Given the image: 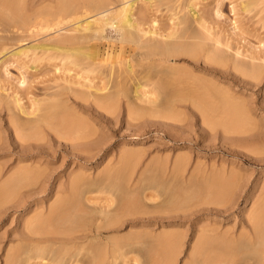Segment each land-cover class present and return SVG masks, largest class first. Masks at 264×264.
Masks as SVG:
<instances>
[{
  "label": "rangeland",
  "instance_id": "374dc122",
  "mask_svg": "<svg viewBox=\"0 0 264 264\" xmlns=\"http://www.w3.org/2000/svg\"><path fill=\"white\" fill-rule=\"evenodd\" d=\"M31 1H34V0H28V2H26V4L30 3ZM41 1H43V2H41ZM247 1L256 3V4H253V8H251V11H243L242 10L244 3H246ZM48 5H50V0H35V6H39V8H41V9H46V7H49ZM160 9L161 10L159 12H157L160 26H166L168 24V22H170L169 18L172 16V13L165 6H161ZM195 9L199 15L205 14L206 18L208 19L207 26H209L210 31L212 32L211 34L214 35L215 37L219 38L223 44V45L222 44L220 45L221 49L223 48V50H221L220 52L222 54H225L227 61L222 62L223 64L222 63L216 64V62H215V63H213L214 64L213 65L211 63L210 67L214 68L215 70L217 69L218 75L214 74V73H210L206 70H205L206 71L205 72L204 69L201 70L199 68H196V69L193 68L192 63H195L194 62L195 60L189 58V56H183L184 58L182 57V59H176V61L171 59L170 63H174V65L179 66V67H184L185 69L191 71L192 74H194V76L198 75L204 79L214 81V83L217 86H219L220 92L222 90V93L227 95V97H226L227 100L223 96V97L219 98L218 101L223 98L225 101L228 102V104H227V102L225 103V101H223V99L221 101H219V103L217 101V109H216L217 112H213L211 114L207 113L208 114L207 115L205 111H204L205 113L202 111L203 108L201 107V105L197 106L198 102L197 103L195 102V104H194L193 103L194 100L193 99H192L193 101L190 100L191 95L188 92L191 91L192 87L188 85L189 83L188 84L186 83L187 85L184 83L186 88L183 87L182 85H180L179 83L175 84V86L176 85L182 86V88L180 86L179 87L176 86L177 88H181V90H183V88L187 89V88L191 87L190 90L189 89L186 90L188 93V95L185 94V95H187L186 99L188 97H190V99L188 98L187 100L184 98L186 100V103H185V100L181 101V97H179V96H181V94L186 93L185 89L182 91L183 93L177 94V92H181L180 89H179L180 91L179 90L176 91L177 90L176 88H174L172 85H171L172 87H170L168 85L169 87L166 86L167 87V90H166L165 85L161 86L163 88H160V91L163 90V92H165L164 90H166V92H169V90L172 88V89H176V90L171 89V91H174L177 95H179V96H177L174 92L171 93V94H175V96L178 97V99H180V101L178 99H177L178 101H174V107H173V109H171V111L173 112L171 118H173L174 120L173 119L171 120V118H169V120L166 119L168 117H166L167 114H165V113H167L168 110L163 112V110H161V109L159 110V106H158L162 101H166V99L170 100L173 98V97L167 96V95H170L169 93L167 94L165 92V95L167 94L166 95L167 97L165 95L163 96V94H162V96H160L164 100L161 99L162 100L161 101L160 97H159V99L157 98V100H156V102L158 101V104L156 103L157 107H155V108H158V110H156V111H159V112L162 111L163 114H159V112H157L158 114L155 113L154 115H159L161 119L158 116L156 118L154 115H152L155 112V110H153V112L150 111L152 117H150V114H149V116H147V114H145L148 111L144 112V111H146V108H145V110L143 108L149 107V104L151 106V103H153L156 106L155 102H152L154 100L152 95L146 96L147 98H145V96L142 95L141 98L143 100L136 98L138 100H135V102H133V103L131 102L132 100L135 99V96L133 97L134 93H131L130 89L133 87L132 88V90H133L137 81L139 82V80H137V79L142 78V82H145L146 86L148 84L147 88H146V86L143 88L144 89L146 88L147 92L150 91L149 87H151V84L149 82L148 83L146 82V79L148 77L146 78V77H144V75H142V73H140V72H142L139 70V69L142 70V68L140 66H138L140 68H137V66H136V70L139 71V72L137 71L139 75H137V72L134 73L135 75L139 76V78L136 77L134 74H131V75H133L132 80L130 78L131 76L129 77V79L128 78L125 79V81L127 83L122 81L124 79L121 80V78H120L121 82L124 83V84L122 83V86L125 88L129 84V81L132 82L134 79H136L132 83L129 84L131 87V88H129V90H126L123 88L124 91L126 92V95L130 92L131 94H133V95H131L133 98L130 97V93H129V96L127 95L128 97L121 96L119 101H117V103L115 104L116 106L114 107L112 105L113 107L110 108L114 111L113 108L117 107L116 111H114L115 113L112 112V114L110 115V114H108V113H111L108 111L109 110L108 106L106 108H103L105 111L102 110V107L98 109V107L95 105L96 103L95 104L93 103L94 98L90 97L88 99L89 100V102H88V100H86V101L83 100L82 96H79V94H78V92L79 93H81V92H85V93L93 92V88L101 86V84L103 82L101 79L104 77L105 74H107L106 65L100 67V70L105 72V74L101 75V74H99L100 72L96 71V70L94 72H89L88 68H86L87 66L75 67L74 65L64 64L65 61H61L60 58L58 57L57 53L54 50L45 52L44 50H41V49H28V52L26 54L20 56V57L10 56L11 53H8L4 58H1L2 57V53H1L2 52V45H3V48H6V50L9 51L10 49L11 50L12 49L13 50L18 49L21 46L29 47L32 44H38V43L52 44L53 38L50 39V37H52L54 34L49 35L48 32L44 33L42 31V33L38 32V35H37V33H35V34H33L34 36L33 35L28 36L25 41L19 42L18 37H20V36L18 34H20V33L17 34L18 30H15L16 27L14 26V24L11 23V21H10V23H8L9 19H8V21H6V19L4 21H2L4 17L0 16V18L2 19V20H0L1 21L0 22V37L2 38V39L0 38V43L2 44L0 47V85L2 87L1 88V95L3 97L7 96L6 98L8 99L9 102H12L14 100L13 99L14 97H16V96L19 97L20 103L23 105V107L29 113L36 112V108L38 106V103H41V107H45V104L46 103L48 104V102H49V104L52 103V100H53V102L57 101L58 103H60L61 101H64L62 103H64V105L66 107L68 106L67 108L70 109L73 116L77 114L76 116H74V118H76L77 116L79 117V119L77 118L79 121L77 119H75L77 121V124L79 125V122H80V124H81V125H79L80 127L81 126L82 127L87 126L88 129H87V127H84L86 131L88 130L87 132L93 131V130H90V128L94 129L93 138H97V139L99 138L100 142L102 143V146L100 148H98L97 145H91L88 148L89 150H91V153L97 154V152H98V154H99V156L95 157L94 160L91 159L88 161L82 157L85 155L84 152H78L77 151V150L84 149V147H80V146H76L75 148L71 147V143H74V141H72L71 143H70V141H66L69 138L67 139L65 136L64 140L66 142L64 140L62 142L61 140L63 137L60 136L61 134L58 133V134H60L59 135V137L61 139L60 140L59 137L57 138V134L52 133L53 131L51 132L52 139L50 136H48L46 134L41 135L42 140L40 139L39 142L43 146H41L39 148H32L29 151H27L29 153L34 154V156H30V157H22V156L19 157L18 153L20 151V148H18L17 145H15L13 142H12V144H8L6 141H2L3 143L4 142L7 143L5 145H2V142L0 141V149H2V150H0V167L2 168V169L0 168V174H1L0 184L1 183L2 184L9 183L11 179L16 178L17 174L21 173L22 171H24L26 169L31 170L34 167L32 170H40L42 172L44 171L42 173L43 176L39 180H36L35 182H31L30 184L26 185L27 187L25 188V190L23 189V192L20 189V191H17V193H15L16 191L14 192V190L11 189V191H9L7 193L8 198H7V194L4 196L0 195V201H2V199H3V202H2L3 204L0 203L2 205V206L0 205V264L9 263V262H5V260H4V258H6L7 255L9 257L8 261H10L9 264H16V263L18 264L19 262L22 264L25 261L24 259H27L26 260L27 262L26 261L24 262L25 264H76L77 261H79V260L81 262L83 261L84 263L79 262L78 264H88V263L91 264V262H89V260L88 261L86 260L87 257L85 258V256H87L88 254H92V255L94 254L93 257L96 259H98L99 256L101 257V259H103L102 257L104 256L103 261L100 260V258L98 261L97 260L95 261L93 259L92 255H91L92 258H90V260L92 262H93V260L95 262L101 261V264H104L107 262H112L114 260V258L112 257V255H113L112 250L113 249L116 250L115 253L117 254V256L115 257L116 254L114 253V257H115V260L113 261L114 264H117V262H118V264H132V263L134 264V263L138 262L137 259H135L138 257H139L138 259L140 260L138 262L139 264H149L150 260H152V261H150L151 264H154V263L157 264V263H159V262H157L159 259V256L161 257V259H159L160 261L167 259V256L170 254L171 255L168 256V258L172 259V257L173 258H174V256L176 257V254H178V253L177 252L173 253L172 252L173 250L179 252V254L177 255L176 264H183V263L185 264V261L188 262L190 260L191 254L194 253L193 248H195L200 243L197 240H195V237H196V239H198V238L202 239V237L206 236L205 235L206 233H210V230L214 231V233H212V234H216V237H218V239L217 238L216 239H209L207 237L204 238V240L205 239L207 240L206 243H208V245H209V247H208V245L206 243L204 244L205 251L207 248H210V250H212L211 255L213 253H215V255H213V256H218L219 253H218V251L215 252V250H220L221 247L224 250H226L227 248L229 250H233V248L230 249L231 248V247H229V246H231L230 244L235 243V242L238 243V241H239L240 247H238L239 243L238 244L235 243L237 246H235V244L233 245L234 248L236 247V251L239 248V250H238V251H240L239 253L236 252L235 250H233V252L232 251L230 252L227 249L226 250L227 252H226V251L221 249L222 251H219L220 254L222 252L223 253L226 252V253H224L226 257L229 256V253L232 254L231 257L233 259H235L234 260L235 262L231 261V260H233L231 258V260H229V262L231 261L230 264H261L262 259L264 257V252H262L264 247L262 248L260 245L259 246H257V245L253 246V245L249 244L251 246L249 247V249H246L249 246L247 244L246 234L251 232V228H252V225H251L252 221L250 222L248 218H250V220H252L251 219L252 217H250V215H252V214L254 215L255 211L259 212V208H258L259 205L261 204V202L264 203V201H263V199H264L263 198L264 197V0H260V1L258 0V2H257V0L256 1L255 0H201V2L199 0V5H197V8H195ZM219 9H220V12H218ZM5 22L7 24H4ZM8 24H10L11 26L10 25L7 26ZM5 45H7V47ZM220 47H219V50H220ZM223 51H224V53H223ZM226 53H227V55H226ZM186 59H188L187 60L188 62L186 61ZM235 62H236V64L238 63L239 68L234 67V66H236V65H234ZM239 63H240V65L242 64L241 66L245 67V69L243 71L240 70L241 66L239 65ZM63 65H65V66H63ZM209 65L210 64H208V66ZM65 67H66V69H65ZM243 67H241V69H243ZM67 69H71V70L68 71ZM98 70H99V68H98ZM146 73H147V71H146ZM146 73H145V75H146ZM147 75L149 76L150 73L148 72ZM154 77L156 78L159 76H154ZM160 77L156 78L158 82H159L158 79H161ZM89 78H90V81L88 80ZM149 79H147V80L149 81ZM135 81H136V83H135ZM153 81L154 82H152V84L154 83L153 85H157L158 82H156L155 79H153ZM111 83L112 82H110V84L108 85L109 88L111 87ZM167 83H168V81L166 82V84ZM168 84H170V83H168ZM182 84H183V82H182ZM89 85H91L92 88H89ZM129 85L127 86V89L129 87ZM153 87H151V88L155 89V86H153ZM168 88H170V89H168ZM144 89H142L141 91H146V89L145 90ZM72 90H73V92H72ZM111 90H113V89L111 88ZM156 90H151L150 92H152V91L155 92ZM127 91H129V92L127 93ZM100 93L98 92L97 94L99 95ZM59 94H61V96ZM57 95H59V97ZM74 95H76V97ZM153 95L155 96V94H153ZM185 95H182V96H185ZM171 96H173V95H171ZM129 97H130L131 101L129 100ZM144 98H145V100H144ZM155 99H156V96H155ZM140 100L142 102L143 101H148V102L140 103L141 102ZM75 101H77V102H75ZM149 101H151V102H149ZM84 102L87 104L85 109H83L79 106V104L84 105L85 104ZM136 102L139 103L140 105L139 104L137 105ZM230 102L232 104L235 103L233 105V106H235V107H233V109L236 111L233 110V114L237 113V111L239 113H237L238 115L235 114L236 120L234 122H232L234 124H232V123L230 124V129H228L229 128V122H230L229 118H231V116H229V114L232 115V117H233V114H232V112L230 110V106H229ZM12 103H14V102H12ZM12 103H10V104L13 105V107H14V109H13L15 111L14 113L19 115L22 119L27 120L28 117L26 115H23V114L21 115L18 112V109L15 106V103L14 104H12ZM237 103L240 105H238ZM236 105H237V107H236ZM128 106H130V108H132L134 106L133 110L134 109H136L138 111L140 109L144 110V111L141 110L142 113L144 112L143 113L144 116L142 114L143 117L140 116V118H139L138 117L139 115H137V117H138L137 121H135L136 118L135 119L133 118L134 119L133 120L131 117L133 114L129 115L131 113H128L132 110L130 108H129L130 111H129V109L127 110ZM153 106H152V108L149 107V109H153L154 108ZM227 106H229V108ZM200 108H202V109H200ZM227 108L229 111L227 110ZM106 109L108 112L106 111ZM242 109H244L245 113L240 112V110H242ZM173 110H177V111L174 112ZM2 111H3V109L0 108V127H1L0 136L5 137L6 134L4 132V129L6 127H8V125H9L8 124V117H7L8 115L6 114L5 111H3V112ZM70 111H69V113H70ZM171 111L170 110L168 111V116L169 115L171 116V114H170ZM133 112H135V111H133ZM40 113H42V112H40ZM66 113H68V112L65 111V114ZM175 113L177 114L178 118H176ZM227 113H228V116L226 115ZM134 114H136V112ZM178 114H179V116H178ZM31 116H33V115H31ZM241 117H243V118H241ZM231 119H233V118H231ZM247 119H248V121H247ZM81 120H82V122H81ZM178 120H180V122H178V126H177ZM226 120H229V122ZM241 120H243L245 122H243ZM238 122H240V126L238 125ZM221 123H223V124H221ZM225 123L226 124L228 123V125H227L228 127L225 126L226 125ZM235 123H236V126L238 125L237 127H234ZM243 123L245 124V127H244ZM211 124L216 126V127H214V126L212 127ZM215 124H218V126ZM223 126H224V128H223ZM231 127H233V128H231ZM225 128H227V129H225ZM226 130H228V131L230 130L232 132H230V131L228 132ZM72 133L74 134V132H72ZM72 133H68V136L70 138L72 136H75V134H76L75 133L73 135ZM14 136H15V133H13V131H12L11 132V138H15ZM43 137H44V139H43ZM77 137H75L76 140L74 138L69 139V140H75V142H77ZM101 138H102V140H101ZM32 142H34V141H32ZM102 147L105 148V150H107V151H105L106 152L105 155L106 154L107 155L100 157V155L103 153V151H100ZM125 149H127L128 152ZM70 150H71V152H70ZM122 150L124 151V155H122ZM34 151H36V152H34ZM130 151L133 152L131 154L134 155V157H136V158H134L129 153ZM13 152H14V154H13ZM20 153H22V151H20ZM79 153H81V155H79ZM126 153L129 154L128 156L131 155V158L128 159L129 162L126 159H124V156L126 155ZM77 155L80 156V159H79V157L77 158ZM177 157L178 158L181 157L182 159L184 158L183 159V161L185 160L184 163L182 162V160H177L176 159ZM175 159L179 162H175ZM41 160H42V162H41ZM135 160H136L137 165H134ZM137 161H138V163H137ZM180 161H181V163H180ZM34 162H36V163H34ZM123 162H127V164L125 163L126 164L125 165ZM153 163H156V166ZM175 163H176V165H175ZM179 163H180V165L184 164V166L183 165L181 166L182 168L183 167L187 168V169L183 168V173H181L182 170H180V169L178 170V168L175 169L176 168L175 166H178ZM185 163L187 164L186 166H185ZM19 164H20V166H19ZM120 165H122V166H120ZM23 166H24V168H23ZM125 166H127V169H125L126 168ZM49 167H50V170L48 172L47 168H49ZM130 167H132L131 168L132 170L130 169ZM171 167L174 168V170ZM21 168L23 170H20ZM106 168H108V170ZM151 168H153V169H151ZM105 169H106V171H103ZM145 169L148 170L149 173L152 170L150 175H148L149 173L145 172L146 171ZM155 169H157V172H155L156 171ZM170 169L173 171V173ZM115 170H117V171H115ZM160 170H162V171H160ZM184 170H186V171L184 172ZM14 171H16V174L14 173ZM79 171H80V173H79ZM129 171H131V173H129ZM99 172H100V174H98ZM104 172H106V173L103 175ZM143 172H144L145 177H144V179L141 180V177H143V175H141V174H143ZM154 172H155V174H154ZM179 172H180V174H177ZM11 173H14V174L11 175ZM85 173L87 175H85ZM115 173H116V176H115ZM118 173L120 175H118ZM169 173H171V174H169ZM77 174H81L83 176V178L86 180V182H84V184H82V185L80 184L82 186V188L85 187V189H87L88 187H90L88 185V183L90 185L92 183H94V184H92L94 187H92V186H91L92 188L90 187L91 196H93L92 200L91 199L87 200V198L91 197V196H89L90 190H88L89 192L84 190L85 192L83 195V190H81L82 188L80 187L81 193L83 195V196L81 195V198L84 197L83 202H86V204L90 207V209L87 208L88 206L85 203H82L83 206H79L81 201L83 200L82 199L80 201V194L78 197V194H77V196L76 195L72 196L71 193L69 194L68 192H62L63 190L69 189L71 179L74 176H76ZM125 174H127V176H124ZM129 174H130V177L128 176ZM159 174H161L162 177ZM168 175H170V176H168ZM13 176H14V178H13ZM106 176H107V179H106ZM110 176H111V178H109ZM152 176H154V177H152ZM124 177H125V179H124ZM150 177H152L151 178L152 180H150ZM126 178L128 179V181ZM156 178L159 181H157ZM5 179H7L8 182H6ZM102 179L104 181H102ZM113 179H114V181H112ZM172 179H173V181H172ZM3 180H5V182H3ZM87 180H89L90 182ZM99 180H100V182H99ZM122 180H124V181H122ZM144 180L149 181L150 185L147 183V181L141 182ZM125 181H127L128 183H125ZM152 181H153V183H152ZM155 181H156L155 184L157 185V187H159L158 185H160V187H159L160 189L166 188L165 190L163 189L164 191L160 190V192L162 191V195L160 192H159L160 194L158 193L159 190L154 185ZM38 182H39V186H44L45 188L42 191H36V192L31 191L30 189H32V186L36 187L34 185L35 184L37 185ZM108 182H110V184ZM129 182H130V184H129ZM160 182H161V184H159ZM98 183L100 184L101 188L106 187V185H103L104 183L107 184V186L109 185V187H107V188L110 190L108 191L107 188L106 189L104 188L105 190L104 189L100 190V187H99V189L97 187V189L100 190L99 192L105 191V193H98L97 190H96L97 193H95L96 191L94 189L96 188L95 187L96 185L99 186ZM101 183H102V185H101ZM112 183H113V186H115V185L120 186L119 188L116 186V189L118 188V190L119 189L121 191L127 190V191H125V194L127 192L126 196H124L125 195L123 193L124 191L123 192L119 191L120 192L119 197L121 199L124 197L128 198L129 197L128 195H130L129 198L131 200L129 198L128 199L126 198L127 201L124 200L125 203H123L124 202L123 199L120 201V199H118V196H117L118 194H117L116 195L117 197L115 196L116 197L115 203H114V201H113V203H111L113 200V199H111V201L107 204L106 203L107 199L109 201V198H113L115 195V192L116 191L118 192V190H116L115 188L113 189V187H110V186H112ZM119 183L126 189L122 190L121 185ZM138 183H139V185H138ZM151 183H152V185H151ZM168 183L169 184L172 183V184L169 185ZM21 184H23V183L21 182ZM24 184H27V183L24 182ZM140 184H141V187H140ZM83 185H85V186H83ZM153 185L156 187V189L158 191H156L154 189L155 187ZM161 185H162V187H161ZM28 186L29 187L31 186V187L29 188ZM57 186H59V187H57ZM150 186H153L152 187L153 189H150L151 188ZM169 186H170V188H169ZM24 187L25 186H23V188ZM37 187H38V185H37ZM132 187H133V191L131 190L132 192H134V190L138 191L139 188H141V190H139V192H140V195L142 193H143V195H141L139 197L138 192H134L132 194L129 193V192H131L130 188H132ZM142 187H143V189H146V190H143ZM172 187H173V189H172ZM174 187H175V190H174ZM111 188L113 189L114 192L111 191L112 190ZM167 188H169V189H167ZM178 189H179V191H178ZM186 189H188V190H186ZM142 190H143V192H142ZM172 190H174V191H172ZM185 190H186V192H188L187 194L189 196L190 195L194 196L193 194L196 192L195 197H192L193 200L188 199L191 197H189L185 193ZM92 191L95 194H93ZM18 192H19V194H18ZM57 192L58 193L60 192V193L58 194ZM150 192H151V194L153 193V195H151ZM170 192H173V193L175 192V194L177 196H180V197H182L183 194H185V196L187 197L189 202L187 199H186V201L181 200V199L186 198L184 196H183V198L176 196L181 201H179V199L175 200L177 198L175 197L174 194H171ZM10 193H11V195L9 196ZM12 193L14 194V196ZM107 193H109L108 194L109 198L107 196V199H106L105 196ZM111 193L113 195L110 197ZM121 193L124 195L121 196ZM135 193H138V195ZM146 193L148 194L147 196L145 195ZM156 193H157V195H160L159 198H158V196H154V194L156 195ZM163 193H165L166 195H164ZM180 193H182V194L180 195ZM189 193H191V194H189ZM16 194H18V195L15 196ZM65 194H66V196H65ZM85 194L87 195V198H86ZM134 194H135L136 198L134 197ZM168 194H169V196H168ZM144 195L146 197H144ZM170 195H173V197H175L174 200H173V198L171 200L175 201L174 204L175 205L177 204L176 206L174 204H172V202L170 201ZM57 196H59V197H57ZM74 196H76V197H74ZM137 196L140 199L142 198L141 201H139L140 199H137ZM152 196H154V198L157 197L156 200H154V198H152ZM165 196L167 198H165ZM94 197L96 199H93ZM133 197H134V199H133ZM150 197L152 198V200ZM61 198L66 200V202H69V200L74 202L73 201L74 199H76V201L79 200L77 203H79V202L80 203L77 205L79 207H83V210H85L86 214L84 213V211L82 214V212H80V211H82V210H80L81 208L79 209L77 206H76L77 208L75 206L74 207L71 206L72 209L70 208L69 212H71V213L75 212L73 210L75 208L76 211L80 210L78 212V214L73 213L74 214L73 215L67 211L68 208L70 207V205H74V204L76 205V202H74V204H72L71 202H69L68 204L66 203V205L64 207V208H66V206H67L65 211H66V213H68L69 216H71V218L68 217L66 215V213H64L65 212V211H63L64 209L62 210L63 212L60 209V211L62 212V213L61 212L60 213L63 215L59 214V212L57 211V205L55 204L58 201L57 202H55V201L57 199L61 200ZM147 198H149L150 200ZM168 198H169V201H168ZM135 199H136V202H135ZM93 200H96L97 204L95 203V205H94V202H96V201H93ZM129 200L133 203L135 202L136 204L138 202L139 203L141 202V204H139V203H138L139 205L137 204V207L141 206L139 208V210L135 209V208H137L136 204L134 203L135 205L134 204L132 205V203ZM91 201L93 204L90 203ZM116 201L121 204L120 208H121V206L125 207V208L127 206L130 209L129 205H126V204H130L131 208L134 211L130 210L132 213V215L130 214L131 217L128 215H127V217H124V215H123V218H125V219L127 218L128 220H124L121 217V218H119V220H120V222L118 221L119 223H117L116 225H112L113 221L116 222V220L118 219V218L117 219L114 218L115 220H113V218H112L113 215L115 214V212L118 213V209H117L118 207L117 206L119 204L117 205ZM177 201H179V202H177ZM128 202H130V203H128ZM165 202H167V204ZM168 203H170L169 206H168ZM178 203L179 204L181 203L182 207L179 208L180 205ZM257 203H258V206H256ZM51 204L53 207L51 206ZM84 204H85L87 209L84 208ZM159 204H160V206H159ZM171 204L174 205L177 209L182 208V209H184V211L186 208H188V209H186L185 212L183 210H180L181 212L178 210V211H176L177 212L176 213L175 210H177V209L174 206H172ZM187 204H188V207L185 208V206H187ZM90 205L91 206L93 205V207L96 206L97 208L94 207V208H96V210L94 208H92ZM102 205H105V207H106L105 211L108 212V210L110 211V210L115 209V210H113L115 212H113V211L109 212L110 214H108V216H107V212H106L105 213L106 218L103 217L104 216V212H103L104 210L101 211V209L104 206L102 207ZM106 205L107 206L110 205L108 207H111V208H113L114 205L115 206L113 209L108 208V210H106L107 209ZM134 206H135V208H133ZM153 206H157L158 208H160V209H158L156 207L157 210L156 209L153 210V211H156L157 214H156V212L152 213V210H146V209H153ZM183 206H184V208H183ZM163 207L164 208L167 207V210L165 208V210L160 211L161 209H164ZM169 207H171V208H169ZM55 208H56V211H53V210H55ZM98 208L100 209V212H99ZM125 208H124V210H123V208L121 211L119 210L120 212L118 213V215L122 216L121 214L122 213L124 214V211H126L125 214L130 213V211L128 212L129 209L127 208V210H126ZM141 208L145 209V210H142ZM91 209H94L95 211H93ZM116 209H117V211H116ZM140 209L142 210L143 213L144 212L146 213V211H148V212L150 211L151 215L148 213H147V216L145 214H142V212H140ZM88 210H89V212L87 213L86 211H88ZM173 210L175 213H173ZM197 210H199L198 213L196 212ZM252 210H255V211H252ZM48 211H51L52 214L55 212L56 216L57 215H59L60 217L63 216V217H61L62 219L65 218L64 215L67 216V218H65V220L63 219L65 222H63L62 219L60 220V217H58V216L57 217L59 219L57 218V220H55V221H54V219H51L52 221L51 220H49V221H50V223L51 222L53 223V221H54V223H56V224H57V221H59V223L63 226L66 223L64 226L65 229H66V225L69 228L75 229V232L72 235H74V234L79 235L82 233L81 232L82 228L77 227L76 226L77 224L73 223V221L71 220V219L74 220V219L80 218V217H81L80 218L81 220L79 222L84 220L85 224H88L89 228L91 227V228L95 229V228L100 226L99 228L101 231V235H99L98 238H94V236H95L94 231L93 232L87 231L90 233L88 238L78 240L76 243H73V244L61 242L59 240L57 241V239H56L55 241L43 242L39 246L38 245H32L30 243V241L28 240V237H27V235H30L32 232L29 229V228H31V225L29 223L34 222V219H38L42 216H43V218H41V220H43V219L48 220V218L50 219L52 214H51V212H48ZM163 211H164V213H163ZM165 211H166V213L169 212L168 215L170 214L171 217H170V215H169V217H168V215L165 216L164 215V214H166ZM101 212H103V213H101ZM178 212L181 214L183 212L184 213L187 212V215L185 216V218H183L185 214L183 216H181V214H178ZM192 212H194L196 214H194ZM49 213L51 214L50 216H49ZM111 213L112 214L114 213V214L111 215ZM154 213H155V215H154ZM35 214H36V216H35ZM55 214H53V215H55ZM79 214H81V215H79ZM101 214H103V216H101ZM161 214H162V216H161ZM172 214H173V216H172ZM248 214H249V216H248ZM44 215H46V217ZM142 215H144V216H142ZM176 215H177L178 219H177ZM56 216L54 218H56ZM109 216L112 218L111 221L110 220L108 221ZM114 216H116V214ZM120 216H118V217H120ZM144 217H147V218H144ZM150 217H153V218L150 219ZM162 217L164 219H162ZM175 217H176V219H175ZM29 218L31 220H29ZM32 218H33V221H32ZM139 218H140V220H139ZM28 221H29V223H28ZM67 221L68 222L72 221L73 224L70 225V223H71L70 222L68 225ZM106 221L109 222L110 226L104 225L107 223ZM98 222H100L102 225ZM45 223L48 224L49 222H47V221L44 223L42 222V226H44L43 230H45V227L48 228L49 225L50 226L53 225L52 223H51L52 225L51 224L46 225ZM27 224L29 225V227ZM60 224H59V226L61 227ZM111 225H112V227H111ZM42 226H39V227L42 228ZM55 226L58 227V224ZM55 226H53L52 228L50 227V229H46V230H51ZM118 226H120L121 228H119ZM125 226H126V228H125ZM209 226H211V227H209ZM64 228H62V231L65 230ZM199 228H200V230H199ZM59 229L61 230V228H59ZM109 229L112 231H110ZM205 229H208V230L206 231ZM26 230H28L30 232V234H28L29 232H26ZM135 230H137V232H133V233L138 234V232H139V234L137 235L138 237L136 235H134L133 237L136 238L135 240H138V238L140 240V242L139 241L137 242L136 246L134 244V243H136V241L134 242V238L132 237L133 239H132V241H130L131 238H128V236H127V235H129L131 237L132 231H135ZM165 230H166V232H163ZM170 230L172 232L178 231L177 235H174V233L170 234L171 233ZM204 230L206 231V233L204 232V236H203ZM168 231H169V234L171 236H169ZM200 231H201V233H200ZM23 232L25 233V235ZM54 232H56V227H55ZM128 232H131V234H129ZM141 232H143V233L141 234ZM145 232H146L147 236L149 237V239H150V237L152 238V240L150 239L151 241H154V240L156 241V239L158 241V239H159V245H161V246H162L161 242L165 239L167 240V242L171 243L172 235H174L175 236L174 238H176L178 235L180 236V234H181L180 237H182V238L180 239L179 237H177L178 241H180V240L181 241L179 243H177V248L174 247L175 249H173L174 245L172 246V243L171 244L168 243L169 244V246H168L167 242L164 241L165 243H164V246H162V248L165 247L166 250L164 249V251H165V253L167 251V254H165L164 252H161L163 250L162 249L159 251L160 252L159 254L163 253L161 256L157 253L158 251H156L158 249H161V247L158 246L157 241H156L157 243H155V241H154V242H152V244L150 243L151 241L145 242V241H149ZM161 232H162V234H161ZM163 233H165L167 237L169 236V238H163L164 237ZM197 233L198 234L200 233L201 237H199V235ZM221 233H222V235H221ZM110 234H113L112 237H109V236H111ZM140 234L142 235L141 237L139 236ZM196 234H197V236H196ZM219 234H220V237H219ZM224 234H226V235H224ZM231 234L234 236V239L230 238ZM242 234H244V235H242ZM120 235H121V237H120ZM144 235H145V237H144ZM157 235H159V237L156 238ZM162 235H163V237L161 238ZM118 236H119V239H121L122 237L124 240H125V237H126V239L128 238L129 242H128V240L127 241L125 240L126 241L125 242L124 240L121 239L122 243L124 241V243L121 244L122 245L121 246L120 245L121 242L118 239ZM115 237L119 241V243H117L118 242L117 240H116L117 241L116 243L114 242ZM142 237H144L147 240H145V239L143 240ZM220 238L221 239L223 238L222 242L227 241L228 243L230 242V244L228 245V243H226V244L222 243V244H225L223 246L221 243H217V242H221ZM240 238L242 241L240 240ZM90 239H91V241H90ZM92 239L93 240L95 239V240L92 241ZM110 239H111L112 243L116 244V245L115 244H113V245L117 246L118 248L122 247V249H124V250H125V245H126V250L128 248L129 249L132 248L130 246V244L133 246V249H131V250H134V248H135L134 253H136V248L137 249L139 248V250H138L139 252L137 251L138 254L136 253V255H138V256H134L135 258L132 257L131 255L133 252L130 254V251L128 249L127 251L126 250L123 251V253L121 250H119V252H121L123 254L122 256H124V257H122V256L120 257L119 254H121V253L118 252V249L116 247L114 248V246L112 245L111 242H110L111 244L109 243ZM112 239H114V240H112ZM141 239H142V241H141ZM168 239H169V241H168ZM21 240H22V244L24 243L23 240H25L28 243L27 244L25 242V245L23 244L25 246V248H23L24 246L21 244ZM83 240H85V241H83ZM208 240H209V242H208ZM216 240H218V241L216 242ZM245 240H246V242H245ZM194 241H197V243H198V244L196 243V246H194L195 245ZM212 241H213V243H212ZM214 241L216 242V245H215ZM174 242H173V244H174ZM29 243L31 244V248L34 246L32 248L33 250L31 248H29L30 247ZM139 243L141 244V248L139 247L140 246ZM145 243L148 244L150 246V248H152L151 250L154 249V251H156L157 254L156 253H154V254H155V257L158 256V259L157 258H154V259H156L157 261L153 260V257H154L153 252L154 251H152V253H151L149 246L147 247L149 249L143 248V247H146ZM26 244L28 247L26 246ZM98 244H101V246H102V248H101V246L99 247V248H101V251L99 250L100 252L97 249H95V247ZM117 244H119V245H117ZM165 244L168 247H166ZM212 244L215 245V247ZM217 244H218L219 248L216 247ZM219 244L222 246L220 247ZM67 245H69L70 248ZM74 245H76V246H74ZM142 245H143V247H142ZM226 245H228V246H226ZM243 245H245V246H243ZM154 246L155 247L158 246V248L156 249ZM210 246L215 248V250L212 249ZM16 247L17 248L19 247V248L17 249ZM37 247H39L41 249L36 250ZM61 247L63 249L65 248V249L62 250ZM258 247L262 248V250L259 249ZM34 248H36L35 249L37 251L36 253H35ZM74 248H76V249L74 250ZM77 248L82 249V250L80 251ZM178 248H180V249H178ZM22 249L24 250V254H26V258H24V259L22 257V256H24V254L22 253L23 252ZM29 249H31V251H34L33 255H31L30 257H29V255L31 254V251ZM69 249H71V250H69ZM119 249H121V248H119ZM140 249H141V252H140ZM169 249H171V250L173 249V250L171 251ZM9 250H11V253H8V252H10ZM15 250L17 253L19 252V254L22 251L21 252L22 254H20V256H19V254H17L15 252ZM25 250H26V252H25ZM41 250H43V251H41ZM57 250L58 251L61 250V251H59V253H58ZM65 250L68 251L69 253L66 252L67 253L66 254ZM208 250L206 252H208ZM213 250H214V252H213ZM38 251H39V253H38ZM53 251H55L56 253ZM78 251L83 252V253L85 252L83 255L84 257L80 256V255H82V253H79ZM148 251H149V253H148ZM169 251L172 252L173 254L169 253ZM28 252H30V254ZM15 253L17 254L16 257L19 258L18 259L19 261L18 262L14 261L15 262L14 263V262H12V260L16 259ZM73 253H75V256H77L78 254L79 255L77 257H75ZM102 253H104L103 256H102ZM127 253H129L128 254L129 259H128ZM134 253H133V255H134ZM150 253L153 256V257L151 256V259L149 257ZM10 254H12V255L10 256ZM38 254H40V255H38ZM55 254L59 255V256H57V259L55 257L56 256ZM105 254H106V256H105ZM224 254L223 255L221 254V256L219 255L220 261L222 260L221 257L224 256ZM233 254H235L234 256L237 255L236 258L233 257ZM37 255L40 257L42 256L41 258L43 260L41 258H39ZM60 255H62V256H60ZM261 255H262V257H261ZM34 256H36V257H34ZM68 256H70V257H68ZM71 256H72V259H71ZM95 256H97V257H95ZM118 256L121 258L120 260L117 258ZM13 257H15V258H13ZM61 257H62V259H61ZM88 257H90V255H88ZM105 257H106V259H105ZM130 257H132V258H130ZM75 258H77L78 260L77 259L75 260ZM83 258H84V260L87 261V263H85ZM133 258L136 260V262H135V260H133ZM260 258H262V259L260 260ZM58 259H61V261ZM69 259H70V261H69ZM148 259H149V261H148ZM225 259L228 260L229 257L228 258L224 257V260L222 261L224 264L226 262H228V261H225ZM153 261H154V263H153ZM222 262H221V264H222ZM232 262H234V263H232Z\"/></svg>",
  "mask_w": 264,
  "mask_h": 264
},
{
  "label": "bare ground",
  "instance_id": "6f19581e",
  "mask_svg": "<svg viewBox=\"0 0 264 264\" xmlns=\"http://www.w3.org/2000/svg\"><path fill=\"white\" fill-rule=\"evenodd\" d=\"M256 1V0H255ZM260 1V0H259ZM26 2H28V0H0V16L1 17H4L3 18V20L0 18V20H2V21H4L5 19H6V21H8V19H9V21H8V23H10V21H11V23H13L14 24V26L16 27V29L15 30H18L17 31V34L18 33H20V34H18L20 37H18L19 38V42H23V41H25L26 40V38L28 37V36H31V35H33V34H35V33H37V35H38V32H41L42 33V31L45 33V32H48L49 33V35H51V34H54L52 37H50V39L51 38H53V43L52 44H49V43H38V44H32V45H30L29 47H23V46H21V47H19L18 49H10L9 51L8 50H6V48H3V45L0 43V47H1V45H2V57L1 58H4L8 53H11V55L10 56H17V57H20V56H22V55H24V54H26L27 52H28V49H41V50H44L45 52L46 51H55L56 53H57V55H58V57L60 58V60L61 61H65L64 62V64H70V65H74L75 67H77V66H87L86 68H88V70H89V72H94L95 70L96 71H99L100 73L99 74H101V75H103V74H105V72L104 71H102V70H100V67H102V66H104V65H106V67H107V74H105L104 75V77L101 79L103 82H102V84H101V86H99V87H96V88H93V92H87V93H85V92H81V93H79L78 92V94H79V96H82V99L83 100H88L90 97H92V98H94L93 100V103L98 107V109L99 108H101L102 107V110H104L103 108H106L107 106H108V111L109 112H111V113H108V114H112V112L113 113H115L114 111H116V109H117V107L116 108H113L114 109V111L112 110V109H110L111 107H115L116 105V103H117V101H119V99H120V97L121 96H126V97H128L129 96V91H127V95H126V92L124 91V89H126V90H129V88H131L130 87V83H132L134 80H136V79H134L132 82L131 81H129V87H128V89H127V86H126V88L125 87H123L122 86V83L123 82H121V80L122 79H124V80H122V81H124L125 83H127L126 81H125V79L126 78H128L129 79V77L131 78V80H132V76L133 75H131V74H134V73H136L138 70H136V66H137V68H142V70L141 69H139L140 71H142V72H140V73H142V75H144V77H148L147 79H149V81L146 79V82L148 83H150L151 84V87H153V86H155V89H153V88H151V87H149L150 88V91L151 90H156L155 92L154 91H152V92H147V86H148V84H147V86L145 85V82H142V78H139V76H137V75H139L138 74V72H137V75H135L136 77H138L139 79H137V80H139V82L137 81V83H136V81H135V83H136V85H135V87H134V89L132 90V88L130 89V91H131V93H134V95L133 94H131L130 93V97L131 98H133L134 96H135V99L134 100H132L131 101V99H130V97H129V100L133 103V102H135V100H138V99H142L141 98V96L143 95V96H145V98H147L146 96H150V95H152V97L154 98V100L152 101V102H155V104L157 103L158 104V101L156 102V100H157V98L159 99V97L160 96H162V94H163V96L165 95V92H166V90H167V87H174V88H176V89H172V90H176V91H178L179 89L181 90V88H182V86L183 87H185L186 88V86H185V84L187 83H189L188 85L189 86H191L192 87V89H191V91H189L188 93L191 95H189L190 97H191V99H190V97H188L191 101H193L194 100V104H195V102L197 103L198 102V104H197V106H199V105H201V107L203 108V112L205 111L206 112V114L208 113H213V112H217V101H218V99L219 98H221V97H225V99H226V97H227V95L226 94H224V93H222V90H221V92H220V88H219V86H217L215 83H214V81H210V80H207V79H204V78H202V77H200V76H194V74H192V72L191 71H189V70H187V69H185L184 67H179V66H176V65H174V63H170V61H171V59L172 60H175L176 61V59H182V57L183 56H189V58H191V59H194L195 61V63H192V65H193V68H199V69H204V71L206 70V71H208V72H210V73H214V74H217L218 75V72H217V69L215 70L214 68H212V67H210L211 66V63L213 64V63H215L216 62V64L217 63H222V62H224V61H227L226 60V56H225V54H222L220 51L221 50H223V48L221 49V47H220V45L222 44V42H221V40L219 39V38H217V37H215L214 35H212L211 33V31H210V28H209V26H207V24H208V19L206 18V16H205V14H202V15H199L198 14V12L196 11V9L195 8H197V5H199V0L197 1V0H50V5H48L49 7H46V9H41V8H39V6H35V0L34 1H31L30 3H28V4H26ZM41 2H43V1H41ZM200 2H201V0H200ZM257 2H258V0H257ZM253 4H256V3H254V2H246V3H244V5H243V7H242V10L243 11H251V8H253ZM161 6H165L168 10H170V12L172 13V16L169 18V21L170 22H168V24L166 25V26H160V23H159V20H158V15H157V12H159L161 9ZM218 12H220V9H219V11ZM1 22V21H0ZM4 24H7L6 22L4 23ZM10 24H8L7 26H9ZM11 26V25H10ZM14 28V27H13ZM210 31V32H209ZM15 32V31H14ZM48 35V34H47ZM34 36V35H33ZM1 38V37H0ZM2 39V38H1ZM5 41V40H4ZM9 43V42H8ZM223 45V44H222ZM6 47H7V45H5ZM219 47H220V50H219ZM226 47V46H225ZM8 49V48H7ZM223 53H224V51H223ZM224 55V56H223ZM226 55H227V53H226ZM52 56V55H51ZM53 57V56H52ZM184 58V57H183ZM184 60V59H183ZM188 59H186V61H187ZM2 61V60H1ZM184 62V61H183ZM188 62V61H187ZM191 62V61H190ZM2 63V62H1ZM208 64H210L209 66H208ZM223 64V63H222ZM191 65V66H192ZM214 65V64H213ZM220 65V64H219ZM234 65H236V66H234L235 68L236 67H238L239 68V66H238V63L236 64V62H235V64ZM239 65H240V63H239ZM242 65V64H241ZM240 65V66H241ZM63 66H65V65H63ZM138 66H140V67H138ZM241 67H243V66H241ZM241 67H240V70L241 71H243L244 69H245V67H243V69H241ZM98 68H99V70H98ZM184 68V69H183ZM65 69H66V67H65ZM68 71H70L71 69H67ZM146 73V71H147V73H146V75H145V73ZM205 71V72H206ZM148 72L150 73V75L148 76L147 74H148ZM191 72V73H190ZM144 73V74H143ZM154 76H161L160 78L161 79H158L159 80V82L157 81V79L156 78H159V77H154ZM163 76V77H162ZM123 77V78H122ZM105 78V79H104ZM120 78H121V80H120ZM153 79H155L156 80V82H158L157 83V85H153L152 84V82H154L153 81ZM89 81H90V78L88 79ZM168 81V83H170V84H166V82ZM176 81V82H175ZM178 81V82H177ZM110 82H112L111 83V87L109 88V84H110ZM182 82H183V84H182ZM165 83V84H164ZM172 83V84H171ZM177 83H179L180 85H182V86H180L181 88H177L176 86H178V85H176L175 86V84H177ZM124 84V83H123ZM156 84V83H155ZM186 84V85H187ZM85 85V84H84ZM134 85V84H133ZM153 85V86H152ZM165 85V89L166 90H164L165 92H163V90H161L160 91V88H163V87H161V86H164ZM169 85V86H168ZM172 85V86H171ZM86 86V85H85ZM146 86V91H141L142 89H144L143 87H145ZM150 86V85H149ZM167 86V87H166ZM178 86V87H179ZM188 87V86H187ZM191 87H189V88H187V89H189L190 90V88ZM1 85H0V108H2L3 109V111H5L6 112V114L8 115L7 117H8V127H4L5 129H4V132H5V134H6V136L5 137H2V136H0V141L2 142V141H6L8 144H12V142L15 144V145H17V147L18 148H20V151H22V153H20V151H19V153H18V156L20 157V156H22V157H30V156H34V154L33 153H29V152H27V151H29L30 149H32V148H39V147H41V146H43L40 142H39V140L41 139V135H43V134H46V135H48V136H50L51 137V139H52V135H51V132L52 133H55V134H57V138L59 137V135L60 136H62L61 138H62V140L60 139V137H59V139L63 142V140H64V137L66 136V138L68 139H72V138H74L75 139V137H77V142H75V140H66V141H70V143L72 142V141H74V143H71V147H76V146H80V147H84V149H81V150H77L78 152H84L85 153V155L84 156H82L85 160H91V159H95V157H97V156H99V154H98V152H97V154H93V153H91V150H89L88 148L91 146V145H97L98 146V148H100L101 146H102V143L100 142V139L98 138H93V133H94V129H91L90 128V130H93L92 132H87L86 130H85V128L84 127H87V126H84L83 124V126L84 127H80L79 125H81L80 124V122H79V125L77 124V121L75 120V119H79V117L77 116L76 118H74V116H76V115H74L73 116V114H72V112L70 111V109L69 108H67L65 105H64V103H62V102H64V101H61L60 103H58L57 101H54L53 102V100H52V103H50L49 104V102H48V104L46 103L45 104V107H41V103H38V106H37V108H36V112H33V113H29L24 107H23V105L20 103V98L19 97H14L13 99V101L12 102H14L15 103V106L17 107V109H18V112L22 115H26L27 117H28V119L27 120H24V119H22L19 115H17L16 113H14L15 111L13 110L14 109V107H13V105H11L10 103H12V102H9L8 101V99L6 98V97H3L2 95H1ZM89 88H92V86L91 85H89ZM111 88L113 89V90H111ZM124 88V89H123ZM185 88H183V90L185 89ZM144 89V90H145ZM168 89H170V88H168ZM171 89L169 90V92H166L167 94L169 93L170 95H167V96H169V97H173L172 99H170V100H168V99H166V101H162V100H164V99H162V97H160V100L162 101L158 106H159V110L161 109V110H163V112L164 111H171V109H173V107H174V101H180V99H178V97H176L175 96V92L174 91H171ZM187 89H185V91L187 90ZM179 90V91H180ZM183 90H181V92H177V94H181V93H183L182 91ZM184 91V92H185ZM72 92H73V90H72ZM100 93L99 95L97 94V93ZM175 93V94H171V93ZM225 92V91H224ZM75 93V92H74ZM161 93V94H160ZM188 93H187V91H186V93H183V94H181V96H179V95H177V96H179V97H181V101L182 100H185L186 99V97H187V95H188ZM3 94V93H2ZM82 94V95H81ZM153 94H155V96H156V99H155V96L153 95ZM185 94H187V95H185ZM5 95V94H4ZM60 96H61V94H59ZM59 95H57L58 97H59ZM77 95V94H76ZM76 95H74L75 97H76ZM131 95H133V97L131 96ZM165 95V96H166ZM171 95H173V96H171ZM182 95H185V96H182ZM222 95V96H221ZM166 96V97H167ZM175 96V97H174ZM136 98H138V99H136ZM145 98H144V100H145ZM152 98V99H153ZM176 98V99H175ZM185 98V99H184ZM187 98V99H188ZM60 99V98H59ZM71 99V98H70ZM69 99V100H70ZM178 99V100H177ZM186 99V100H187ZM193 99V100H192ZM223 99V98H222ZM222 99H220L219 101H221ZM75 100V99H74ZM122 100V99H121ZM143 100V99H142ZM147 100V99H146ZM186 100H185V103H186ZM227 100V99H226ZM230 100V99H229ZM141 101V100H140ZM219 101H218V103H219ZM223 101H225L224 99H223ZM232 101V100H231ZM75 102H77V101H75ZM88 102H89V100H88ZM87 102V103H88ZM144 102H148V101H141L140 103H144ZM149 102H151V101H149ZM184 102V101H183ZM227 101H225V103H226ZM233 102V101H232ZM235 102V101H234ZM14 103H12V104H14ZM82 103V102H81ZM85 103V102H84ZM137 103V102H136ZM135 103V104H136ZM200 103V104H199ZM224 103V104H225ZM139 103H137V105H138ZM157 104H156V106L153 104V103H151V106H150V104H149V107H151L152 108V106L154 107L153 109H149V107H144L143 109L145 110V108H146V111H144V110H142V109H140L139 111L138 110H136V109H134L133 110V107L132 108H130V106H128V108H127V110L130 108L132 111H130V109H129V111L130 112H128V113H131V114H129V115H132L131 117H132V119L134 118H136L135 119V121H137V119H138V117L140 118V116H142V114L144 113V112H147V113H145V114H147V116H149V114H150V117H152L151 116V113H150V111H152L153 112V110H155V112L152 114V115H154L155 113L156 114H158L157 112H159V111H156V110H158V108H155V107H157ZM180 104V103H179ZM184 104V103H183ZM227 104H228V102H227ZM226 104V105H227ZM231 104V105H230ZM230 104H229V106H230V110H231V112H232V114H233V107H235V106H233L234 104H232L231 102H230ZM238 104V103H237ZM86 103L84 104V105H82V104H79V106L81 107V108H83V109H85V107H86ZM91 105V104H90ZM113 105V106H112ZM136 105V106H137ZM140 105V104H139ZM238 105H240V104H238ZM93 106V105H92ZM91 106V107H92ZM110 106V107H109ZM180 106V105H179ZM229 106H227L228 108H229ZM242 106V105H241ZM240 106V107H241ZM219 107V106H218ZM236 107H237V105H236ZM58 108V109H57ZM90 108V107H89ZM148 108V109H147ZM202 108H200V109H202ZM228 108H227V110H228ZM242 108V107H241ZM66 109V110H65ZM70 111V113H69V111ZM94 109V108H93ZM112 110V111H111ZM141 110L142 111H144L143 113L141 112ZM216 110V111H215ZM2 111V112H3ZM65 111L66 112H68V113H66L65 114ZM99 111V110H98ZM105 111V110H104ZM106 111H107V109H106ZM107 111V112H108ZM133 111H135L136 112V114H134L135 112H133ZM168 111H167V113H165V114H167V116L166 117H168V118H166V119H168L169 120V118H171L172 117V111H171V116L169 117L168 116ZM174 112L175 111H177V110H173ZM229 111V110H228ZM234 111H236V110H234ZM40 112H42V113H40ZM64 112V113H63ZM106 112V113H107ZM133 112V113H132ZM204 112V113H205ZM240 112H243V113H245L244 112V109H242V110H240ZM98 113V112H97ZM229 113V112H228ZM228 113L226 114L227 116H228ZM237 113H239L238 111H237ZM237 113H234L233 114V117H232V115H230L229 114V116H231V118H233V119H231V118H229V120H230V122H229V120H226V121H228L229 122V128L228 129H230V124L232 123V122H234L235 120H236V116H235V114H237ZM2 114V113H1ZM5 114V113H4ZM65 114V115H64ZM159 114H163L162 113V111H160L159 112ZM207 114V115H208ZM215 114V113H214ZM31 115H33V116H31ZM72 115V116H71ZM136 115V116H135ZM137 115H139L138 117H137ZM175 115H176V118H178L177 117V114L175 113ZM238 115V114H237ZM143 116H144V114H143ZM142 116V117H143ZM156 118H157V116L160 118V116L159 115H154ZM163 116V115H162ZM165 116V115H164ZM174 116V115H173ZM178 116H179V114H178ZM210 116V115H209ZM241 118H243V117H241ZM77 119V120H78ZM133 119V120H134ZM142 119V118H141ZM161 119V118H160ZM173 118H171V120H172ZM110 120V119H109ZM174 120V119H173ZM223 120V119H222ZM225 120V119H224ZM239 120V119H238ZM79 121V120H78ZM241 121H243V120H241ZM247 121H248V119H247ZM81 122H82V120H81ZM111 122V121H110ZM166 122V121H165ZM169 122V121H168ZM167 122V123H168ZM178 122H180V120H178L177 121V126H178ZM220 122V121H219ZM223 122V121H222ZM243 122H245V121H243ZM131 123V122H130ZM166 123V124H167ZM176 123V122H175ZM174 123V124H175ZM218 123V122H217ZM249 123V122H248ZM133 124V123H132ZM173 124V125H174ZM220 124V123H219ZM221 124H223V123H221ZM226 124V123H225ZM232 124H234V123H232ZM244 124V123H243ZM134 125V124H133ZM136 125V124H135ZM176 125V124H175ZM215 125H217L218 126V124H215ZM228 125V123L225 125V126H227ZM238 125L240 126V122H238ZM237 125V126H238ZM132 126V125H131ZM211 126L213 127L214 125H212L211 124ZM220 126V125H219ZM232 126V125H231ZM236 126V123H235V125H234V127H237ZM214 127H216V126H214ZM228 127V126H227ZM244 127H245V124H244ZM223 128H224V126H223ZM231 128H233V127H231ZM239 128V127H238ZM237 128V129H238ZM0 129H1V127H0ZM87 129H88V127H87ZM225 129H227V128H225ZM236 129V130H237ZM244 129V128H243ZM89 130V131H90ZM233 130V129H232ZM235 130V131H236ZM242 130V129H241ZM13 131V133H15V138H11V132ZM226 131H228V130H226ZM230 131V130H229ZM228 131V132H229ZM0 132H1V130H0ZM57 132V133H56ZM72 132H74V134H75V136H72L71 138L68 136V133H72ZM96 132V131H95ZM230 132H232V131H230ZM58 133H60V134H58ZM73 134V133H72ZM73 134V135H74ZM96 134V133H95ZM68 136V137H67ZM98 136V135H97ZM46 137V136H45ZM65 138V139H66ZM43 139H44V137H43ZM104 139V138H103ZM42 140V139H41ZM59 140V141H60ZM79 140V141H78ZM101 140H102V138H101ZM32 141H34V142H32ZM52 141V140H51ZM65 141V140H64ZM65 141V142H66ZM45 142V141H44ZM7 143H3L2 142V145H5V144H7ZM47 144V143H46ZM66 145V144H65ZM107 145V144H106ZM105 145V146H106ZM108 146V145H107ZM66 147V146H65ZM15 148V147H14ZM5 149V148H4ZM10 149V148H9ZM111 149V148H110ZM0 150H2V149H0ZM100 150V149H99ZM127 152H128V150L127 149H125ZM16 151V150H15ZM33 151V150H32ZM97 151V150H96ZM100 151H103V153L100 155V157H103L104 155H105V151H107V150H105V148H101V150ZM34 152H36V151H34ZM70 152H71V150H70ZM77 152V153H78ZM73 153V152H72ZM76 153V152H75ZM130 154L131 153H133V152H129ZM13 154H14V152H13ZM93 154V155H92ZM73 155V154H72ZM75 155V154H74ZM79 155H81V153H79ZM107 155V154H106ZM105 155V156H106ZM122 155H124V151L122 150ZM129 154L128 153H126V155L124 156V159H126L127 161H128V159H130L131 158V155L130 156H128ZM133 157H134V155H132ZM79 157V159H80V156H78L77 155V158ZM132 157V158H133ZM134 158H136V157H134ZM181 157H177L176 159L177 160H182V162L184 163V161H183V159L181 158ZM123 159V160H124ZM175 159V162H179V161H177ZM18 160V159H17ZM33 160V159H32ZM22 161V160H21ZM125 161V160H124ZM131 161V160H130ZM33 162V161H32ZM31 162V163H32ZM41 162H42V160H41ZM93 162V161H92ZM119 162V161H118ZM129 162V161H128ZM157 162V161H156ZM162 162V161H161ZM187 162V161H186ZM34 163H36V162H34ZM124 164L126 163L127 164V162H123ZM122 163V164H123ZM133 163V162H132ZM137 163H138V161H137ZM167 163V162H166ZM180 163H181V161H180ZM180 163L178 164V166H175L176 168L175 169H177L178 168V170L180 169V170H182V172L181 173H183V168H185V169H187L186 167H181L182 165L184 166V164H182V165H180ZM26 164V163H25ZM125 164V165H126ZM149 164V163H148ZM151 164V163H150ZM153 164H155V166H156V163H153ZM152 164V165H153ZM35 165V164H34ZM134 165H137L136 164V160H135V162H134ZM162 165V164H161ZM160 165V166H161ZM175 165H176V163H175ZM187 164L185 163V166H186ZM19 166H20V164H19ZM25 166V165H24ZM24 166H23V168H24ZM38 166V165H37ZM120 166H122V165H120ZM131 166V165H130ZM147 166V165H146ZM26 167V166H25ZM36 167V166H35ZM126 168L125 169H127V166H125ZM162 167V166H161ZM1 168V167H0ZM34 168V167H33ZM32 168V169H33ZM41 168V167H40ZM113 168V167H112ZM111 168V169H112ZM132 167H130V169H131ZM172 168V167H171ZM2 169V168H1ZM18 169V168H17ZM29 170V169H26V170H24V171H20L21 173H19V174H17V176H16V178L15 179H11L10 180V182L9 183H5V184H0V195H6L9 191H11V189L12 190H14V192L15 193H17V191H20V189L22 190V192H23V189L25 190V188L27 187L26 185H28V184H30L31 182H35L36 180H39L42 176H43V172L42 171H40V170ZM48 169V172H49V170H50V167L49 168H47ZM107 170H108V168H106ZM106 169L105 170H103V171H106ZM134 169V168H133ZM147 169V168H146ZM145 169V170H146ZM151 169H153V168H151ZM173 170H174V168H172ZM16 170V169H15ZM20 170H23L22 168L20 169ZM120 170V169H119ZM123 170V169H122ZM132 170V169H131ZM156 171L155 172H157V169H155ZM171 170V169H170ZM2 171V170H1ZM19 171V170H18ZM115 171H117V170H115ZM152 171V170H151ZM151 171H150V173H151ZM160 171H162V170H160ZM172 171V170H171ZM176 171V170H175ZM186 170H184V172H185ZM53 172V171H52ZM111 172V171H110ZM109 172V173H110ZM121 172V171H120ZM119 172V173H120ZM125 172V171H124ZM145 172H147V173H149V171L148 170H146ZM155 172H154V174H155ZM166 172V171H165ZM14 173L16 174V171H14ZM14 173H11V175L12 174H14ZM79 173H80V171H79ZM106 172H104L103 173V175L105 174ZM108 173V172H107ZM118 173V175H120ZM129 173H131V171H129ZM150 173L148 174V175H150ZM164 173V172H163ZM172 173H173V171H172ZM45 174V173H44ZM52 174V173H51ZM83 174V173H82ZM98 174H100V172L98 173ZM141 174V173H140ZM169 174H171V173H169ZM177 174H180V172L179 173H177ZM185 174V173H184ZM85 175H87L86 173H85ZM97 175V174H96ZM132 175V174H131ZM141 175H143V177H141V180L142 179H144V172H143V174H141ZM146 175V174H145ZM159 175H161V174H159ZM175 175V174H174ZM50 176V175H49ZM52 176V175H51ZM114 176V175H113ZM115 176H116V173H115ZM124 176H127V174H125ZM129 177H130V174L128 175ZM158 176V175H157ZM165 176V175H164ZM163 176V177H164ZM168 176H170V175H168ZM0 177H1V174H0ZM8 177V176H7ZM6 177V178H7ZM10 177V176H9ZM12 177V176H11ZM102 177V176H101ZM104 177V176H103ZM128 177V178H129ZM148 177V176H147ZM152 177H154V176H152ZM152 177H150V180H152L151 178ZM160 177V176H159ZM161 177H162V175H161ZM175 177V176H174ZM13 178H14V176H13ZM109 178H111V176L109 177ZM132 178V177H131ZM169 178V177H168ZM185 178V177H184ZM187 178V177H186ZM8 179V178H7ZM7 179H5L6 180V182H8L7 181ZM88 179V178H87ZM106 179H107V176H106ZM119 179V178H118ZM124 179H125V177H124ZM127 179V178H126ZM130 179V178H129ZM149 179V178H148ZM147 179V180H148ZM157 179V178H156ZM5 180H3V182H5ZM85 179L83 178V176L81 175V174H77L76 176H74L72 179H71V182H70V187H69V189L68 190H63L62 192H68L69 194L71 193V195L73 196V195H76L77 196V194H78V197H79V194H80V201L84 198H81V195H82V193H81V190H83V195H84V190H86V191H88V190H90V187L92 186V187H94L92 184H94V183H92L91 185L88 183V185L90 186V187H88L87 189H85V187L84 188H82V184H84V182H86V180L84 181ZM101 180V179H100ZM100 180H99V182H100ZM111 180V179H110ZM117 180V179H116ZM121 180V179H120ZM147 180H144V181H141V182H145V181H147ZM87 181H89V180H87ZM102 181H104L103 179H102ZM101 181V182H102ZM107 181V180H106ZM105 181V182H106ZM112 181H114V179L112 180ZM122 181H124V180H122ZM127 181H128V179H127ZM127 181H125V183H128ZM157 181H159L158 179H157ZM172 181H173V179H172ZM21 182L23 183V184H21ZM24 182H26L27 184H24ZM50 182V181H49ZM90 182V181H89ZM118 182V181H117ZM151 182V181H150ZM164 182V181H163ZM103 183V182H102ZM102 183H101V185H102ZM109 184H110V182H108ZM147 183L149 184V181H147ZM152 183H153V181H152ZM152 183H151V185H152ZM156 183V181L154 182V185L157 187V185L155 184ZM173 183V182H172ZM172 183H170V184H172ZM182 183V182H181ZM68 184V183H67ZM81 184V185H80ZM96 184V183H95ZM118 184V183H117ZM120 184V183H119ZM124 184V183H123ZM129 184H130V182H129ZM128 184V185H129ZM159 184H161V182L159 183ZM166 184V183H165ZM169 184V183H168ZM169 184V185H170ZM37 185H38V187H37ZM35 184L34 186H36V187H33L32 186V189H30L31 191H42L45 187L44 186H39V182H38V184ZM98 185L99 186H95L96 188L94 189L95 191L97 190L98 191V193H105V191L103 192H99L101 189L103 190L104 188L106 189L107 187H109V185L107 186V184H103V185H106V187H100V184L98 183ZM121 185V184H120ZM138 185H139V183H138ZM137 185V186H138ZM150 185V184H149ZM153 185V186H154ZM163 185V184H162ZM162 185H161V187H162ZM176 185V184H175ZM183 185V184H182ZM23 186H25L24 188H23ZM49 186V185H48ZM83 186H85V185H83ZM116 186L119 188L120 186H118V185H115V186H113V183H112V186H110V187H113V189L115 188L116 189ZM126 186V185H125ZM133 186V185H132ZM153 186H150L151 188L150 189H153L152 187ZM154 186V187H155ZM159 187H160V185H158ZM29 187V186H28ZM31 187V186H30ZM29 187V188H30ZM57 187H59V186H57ZM82 189H81V188ZM91 187V188H92ZM97 187H98V189H99V187H100V190H98L97 189ZM140 187H141V184H140ZM147 187V186H146ZM156 187L154 188L156 191H158V193L160 192V190H163L164 188H159V187H157V189H156ZM118 188L116 189V190H118ZM121 188H122V190L123 189H126V188H124L122 185H121ZM145 188V187H144ZM169 188H170V186H169ZM169 188H167V189H169ZM10 189V190H9ZM39 189V190H38ZM81 189V190H80ZM104 189V190H105ZM112 189V188H111ZM113 189L111 190V191H113ZM142 189H143V187H142ZM148 189V188H147ZM166 189V188H165ZM164 189V190H165ZM172 189H173V187H172ZM46 190V189H45ZM52 190V189H51ZM93 190V189H92ZM107 190L109 191L110 189H108L107 188ZM133 191V187L132 188H130V191ZM139 190H141V188H139ZM139 190L138 191H135L134 190V192H138L139 193V197L141 196V195H143V190H146V189H143L142 190V194L140 195V192H139ZM163 190V191H164ZM174 190H175V187H174ZM174 190H172V191H174ZM183 190V189H182ZM186 190H188V189H186ZM186 190H185V193L187 194L188 192H186ZM27 191V190H26ZM48 191V190H47ZM61 191V190H60ZM97 191L95 192V193H97ZM119 191H121L120 189L118 190V192L116 193L115 192V195H114V197L117 195L118 196V199H120V201L123 199V201L125 200V201H127L126 200V198L124 197V198H120L119 196H120V192ZM124 191V190H123ZM123 191H121V192H123ZM125 191H127V190H125ZM125 191L123 192L124 194H125ZM129 192V193H134V192ZM178 191H179V189H178ZM13 192V191H12ZM45 192V191H44ZM50 192V191H49ZM52 192V191H51ZM89 192V191H88ZM93 192V191H92ZM107 192V191H106ZM114 192V191H113ZM112 192V193H113ZM168 192V191H167ZM166 192V193H167ZM177 192V191H176ZM184 192V191H183ZM43 193V192H42ZM58 193V192H57ZM60 193V192H59ZM58 193V194H59ZM87 193V192H86ZM94 192H93V194H95ZM111 193V195H110V197L114 194H112ZM128 193V194H129ZM138 193H135V194H137L138 195ZM161 193V195H162V191L160 192ZM159 193V194H160ZM171 194H174L175 195V197L177 196L176 194H175V192L173 193V192H170ZM196 193V192H195ZM195 193L193 194L194 196H192V195H188L189 197H191V198H188L189 200H193V198L192 197H195ZM13 194V193H12ZM18 194H19V192H18ZM18 194H16L15 196H17ZM33 194V193H32ZM64 194V193H63ZM89 194V193H88ZM92 194V195H93ZM109 193H107L106 194V199H107V196H108V198H109V195H108ZM124 194H122L121 193V196H123ZM126 194H127V192H126ZM126 194L124 195V196H126ZM135 194H134V197L136 198V196H135ZM150 194H151V192H150ZM164 195H166L165 193H163ZM182 193H180V195H181ZM189 194H191V193H189ZM11 195V193L9 194V196ZM27 195V194H26ZM25 195V196H26ZM34 195V194H33ZM57 195V194H56ZM82 195V196H83ZM86 195V194H85ZM146 196L148 195L147 193L145 194ZM144 195V197H146ZM151 195H153V193L151 194ZM13 196H14V194H13ZM60 196V195H59ZM59 196H57V197H59ZM64 196V195H63ZM65 196H66V194H65ZM76 196H74V197H76ZM89 196H91V190H90V194H89ZM88 196V197H89ZM116 196V197H117ZM129 197H130V195H128ZM133 196V195H132ZM150 196V195H149ZM154 196H158V198H159V196L160 195H157V193H156V195L154 194ZM154 196H152V198H154ZM168 196H169V194H168ZM172 196V197H171ZM183 196L184 197H186L185 196V194H183ZM183 196L182 197H180V196H177V197H180V198H183ZM6 197V196H5ZM73 197V198H74ZM92 197L93 196H91V197H89V198H87V195H86V198H87V200L88 199H91L92 200ZM104 197V198H105ZM109 198V201H108V199H107V201H106V203L108 204L110 201H111V199H113L112 200V202L111 203H113V201H114V203H115V199H116V197L115 198ZM128 197V198H129ZM134 197H133V199H134ZM138 196H137V199H140ZM175 197H173V195H170V201L172 202V204H174L175 203V201H173L174 199H175ZM176 197V198H177ZM7 198H8V194H7ZM26 198V197H25ZM63 198V197H62ZM61 198V200H59V199H57L55 202H57V203H55L56 205H57V211L59 212V214H61L63 211H65L66 210V208H67V206H66V208H64L65 207V205H66V203L68 204L69 202H71L72 204H74V202H76V205L74 204V205H70V207L68 208V212L70 211V208H71V206L72 207H78L80 210H82V211H80V212H82V214H83V211H84V213H85V210H83V207H79V206H83V204L82 203H85L86 204V202H83L84 201V199L81 201V203H80V205L78 206L77 204H79V203H77L78 201H76V199H74L73 201L74 202H72V201H70L69 200V202H66V200H64V199H62ZM127 198V199H128ZM151 198V197H150ZM152 198H151V200H152ZM156 198L157 197H155L154 198V200H156ZM165 198H167L166 196H165ZM173 198V200H171ZM264 198V197H263ZM6 199V198H5ZM93 199H96L95 197L93 198ZM117 199V200H118ZM130 199V198H129ZM142 199V198H141ZM141 199L139 200V201H141ZM147 199H149V198H147ZM179 198H177V199H175V200H178ZM186 199H187V197L185 198V199H181L182 201H186ZM187 199V200H188ZM86 200V201H87ZM131 200V199H130ZM129 200V201H130ZM150 200V199H149ZM164 200V199H163ZM180 199H179V201H181ZM189 200H188V202H189ZM93 201H96V200H93ZM119 201V200H118ZM125 201L123 202V203H125ZM134 201V200H133ZM168 201H169V198H168ZM167 201V202H168ZM179 201H177V202H179ZM263 201H264V199H263ZM3 202V199H2V201H0V203H2ZM88 202V201H87ZM103 202V201H102ZM105 202V201H104ZM117 202V201H116ZM131 202V201H130ZM130 202H128V203H130ZM135 202H136V199H135ZM134 202V203H135ZM167 202H165L166 204H167ZM260 202V201H259ZM258 202V203H259ZM54 203V202H53ZM90 203H92V201L90 202ZM95 203L97 204V201L96 202H94V205H95ZM105 203V204H106ZM122 203V204H123ZM132 203V205L134 204L133 202H131ZM139 203V202H138ZM137 203V204H138ZM186 203V202H185ZM184 203V204H185ZM258 203H257V205L256 206H258ZM3 204V203H2ZM82 204V205H81ZM85 204H84V208H86V206H85ZM93 204V203H92ZM119 204V205H118ZM136 204V203H135ZM134 204V205H135ZM137 204H136V207H137ZM139 204H141V202L139 203ZM138 204V205H139ZM164 204V203H163ZM169 204L170 203H168V206H169ZM171 204V205H172ZM179 204V203H178ZM1 205V204H0ZM87 205V204H86ZM111 205V204H110ZM110 205H108V206H110ZM117 209H118V213L122 210V208H123V210H124V208L125 207H122L121 206V208H120V203H118L117 202ZM126 205H129V207H130V209L126 206V210H127V208L129 209L128 210V212L130 211V210H132V211H134L132 208H131V205L130 204H126ZM158 205V204H157ZM162 205V204H161ZM165 205V204H164ZM170 205V206H171ZM175 205V204H174ZM174 205H172V206H174ZM177 205V204H176ZM175 205V206H176ZM180 205V206H179ZM178 206H179V208L180 207H182V205H181V203L179 204ZM2 206V205H1ZM51 206H52V204H51ZM88 206V205H87ZM91 206V205H90ZM104 206V207H103ZM107 206V205H106ZM107 206V209L106 210H108V208L110 209L111 207H108ZM112 206V205H111ZM115 206V205H114ZM114 206H113V208H114ZM125 206V205H124ZM159 206H160V204H159ZM163 206V205H162ZM174 206V207H175ZM255 206V207H256ZM53 207V206H52ZM76 207V208H77ZM92 208H94V207H96V206H94L93 207V205L91 206ZM101 207V206H100ZM99 207V208H100ZM102 209H101V211L102 210H104L103 212H104V216H103V214H101V216H103V217H105V213L107 212V211H105V205H102ZM141 206H138L137 208H135V206L133 207V208H135V209H138L139 210V208H140ZM149 207V206H148ZM155 207V208H154ZM156 207L157 206H153V209H146V210H152V213L153 212H156V211H153V210H155L156 209ZM186 207H188V204H187V206H185V208ZM87 208H89L90 209V207L88 206ZM86 208V209H87ZM97 208V207H96ZM96 208H94L95 210H96ZM98 208V209H99ZM113 208H111V209H113ZM120 208V209H119ZM150 208V207H149ZM158 208V207H157ZM162 208V207H161ZM164 208V207H163ZM166 208V210H167V207H165ZM165 208L164 209H161L160 211H162V210H165ZM169 208H171V207H169ZM176 208V207H175ZM177 209V210H175V212L176 211H180V210H183L184 211V209ZM183 208H184V206H183ZM257 208V207H256ZM259 212H256L255 210H252V211H255V214L253 215L252 213V215H250V217H252L251 219L252 220H250V218H248L249 219V221L251 222L252 221V223H251V225H252V228H251V232H249L248 234H246V240H247V244L249 245V244H251V245H257V246H261L262 248L264 247V203H262L261 202V204L259 205ZM52 209V208H51ZM60 209H61V211H60ZM72 209V208H71ZM94 209H91V210H93V211H95ZM97 209V210H98ZM100 209H99V212H100ZM117 209H116V211H117ZM142 209V208H141ZM140 209V212H142V210H145V209H142L141 210ZM158 209H160V208H158ZM173 209V208H172ZM186 209H188V208H186ZM186 209H185V211H186ZM255 209V208H254ZM261 209V210H260ZM75 212H69L70 214H78V212L79 211H76V209L74 208L73 209ZM113 210H115V209H113ZM113 210H108V212H107V216H108V214H110L109 212H112ZM120 210V211H119ZM137 210V211H138ZM157 210V209H156ZM170 210V209H169ZM53 211H56V208H55V210H53ZM184 211V212H185ZM198 211L199 210H197L196 212L198 213ZM251 211V210H250ZM48 212H51V211H48ZM61 212V213H60ZM87 213L89 212V210L88 211H86ZM103 212H101V213H103ZM113 212H115V211H113ZM123 212V211H122ZM125 212L126 211H124V214L122 213H120L122 216H120V215H118V213H116L115 212V214H116V216L118 215V216H120V217H116V216H114L112 213H111V215H113V220H115L114 218H118L117 220H116V222L115 221H113V224L112 225H116L117 223H119L120 222V220H119V218H123V215H124V217H127V215L128 216H130V214L132 215V213H131V211H130V213H128V214H125ZM172 212V211H171ZM174 212V210H173V213H175ZM181 212V211H180ZM179 213L178 212V214H181V216H183L184 214V217L183 218H185V216L187 215V212L186 213ZM57 213V212H56ZM64 213H66V211L64 212ZM147 213L148 214H150V211L148 212V211H146V213L144 212H142V214H145L146 216H147ZM160 213V212H159ZM163 213H164V211H163ZM162 213V214H163ZM165 213H166V211H165ZM169 213V212H168ZM168 213H166V214H164L165 216L166 215H168ZM177 213V212H176ZM192 213H194V212H192ZM39 214V213H38ZM37 214V215H38ZM51 214H52V212H51ZM50 213H49V216L51 215ZM53 214H55V212L53 213ZM52 214V215H53ZM58 214V213H57ZM73 214V215H74ZM86 214V213H85ZM92 214V213H91ZM156 214H157V212H156ZM162 214H161V216H162ZM189 214V213H188ZM194 214H196V213H194ZM41 215V214H40ZM47 215V214H46ZM46 215H44L45 217H46ZM51 215V217H50V219L48 218V220L47 219H43V220H41V218H43V216L42 217H40V218H38V219H34V222H32V223H29V221H28V223L31 225V228H29L32 232H31V234H30V232L28 231V230H26V232H29L28 234H30V235H27V237H28V240L30 241V243L32 244V245H40L41 243H43V242H49V241H55L56 239H57V241L59 240V241H61V242H65V243H76L78 240H81V239H84V238H88V236L90 235V233L89 232H87V231H90V232H93L94 231V234H95V236H94V238H98V236L99 235H101V231H100V226L99 227H97V228H95V229H93V228H89L88 227V224H85V221L83 220V221H81V222H79L81 219V217L80 218H76V219H71L72 221H73V223H76L77 225V227H80V228H82V230H81V234H79V235H72L74 232H75V229L74 228H69L67 225H66V229L64 228V226H65V224H64V226L63 225H61L60 223H59V221H57V224H58V227L59 228H61V230L57 227V226H55V225H57L56 223H54V221L55 220H57V218L58 217H60L59 215H57L56 216V214L55 215H53L52 216ZM61 215H63V214H61ZM66 215L68 216V217H70L71 218V216H69L68 215V213H66ZM72 215V216H73ZM79 215H81V214H79ZM100 215V214H99ZM126 215V216H125ZM151 215V214H150ZM154 215H155V213H154ZM160 215V214H159ZM170 215V214H169ZM169 215H168V217H169ZM35 216H36V214H35ZM34 216V217H35ZM56 216V218H54ZM67 216H65L64 215V217L65 218H67ZM77 216V215H76ZM108 217L109 219H108V221L110 220H112V218L111 217ZM134 216V215H133ZM142 216H144V215H142ZM153 216V215H152ZM172 216H173V214H172ZM180 216V215H179ZM248 216H249V214H248ZM38 217V216H37ZM44 217V218H45ZM61 217H63V216H61ZM60 217V220L62 219ZM79 217V216H78ZM97 217V216H96ZM131 217V216H130ZM139 217V216H138ZM141 217V216H140ZM157 217V216H156ZM164 217V216H163ZM162 217V219H164ZM170 217H171V215H170ZM176 217H177V215H176ZM176 217H175V219H176ZM188 217V216H187ZM3 218V217H2ZM65 218H63L64 220H65ZM106 218V217H105ZM134 218V217H133ZM132 218V219H133ZM144 218H147V217H144ZM151 218H153V217H150V219ZM160 218V217H159ZM166 218V217H165ZM174 218V217H173ZM172 218V219H173ZM51 219H54V221H53V225L50 223V221L49 220H51ZM59 219V218H58ZM62 219V220H63ZM102 219V218H101ZM124 220H128L127 218L125 219V218H123ZM156 219V218H155ZM158 219V218H157ZM161 219V218H160ZM168 219V218H167ZM177 219H178V217H177ZM29 220H31L30 218H29ZM63 220V222H65ZM68 220V219H67ZM90 220V219H89ZM99 220V219H98ZM105 220V219H104ZM139 220H140V218H139ZM32 221H33V218H32ZM49 222L48 224H51L52 226H50L51 228L53 227V226H55L56 227V232H54V230H55V227L53 228V229H51V230H46V229H50V227L48 226V228L47 227H45V230H43L44 229V226H42V222L44 223V222ZM52 221V220H51ZM69 221V220H68ZM67 221V223H68V225H69V223H70V225L71 224H73L72 223V221H70V222H68ZM91 221V220H90ZM102 221V220H101ZM119 221V222H118ZM130 221V220H129ZM163 221V220H162ZM31 222V221H30ZM62 222V221H61ZM107 222V221H106ZM115 222V223H114ZM248 222V221H247ZM79 223V224H78ZM98 223H100V222H98ZM97 223V224H98ZM40 224V225H39ZM46 225H48L47 223H45ZM59 224L61 225V227L59 226ZM101 224V223H100ZM99 224V225H100ZM28 225V224H27ZM45 225V226H46ZM96 225V224H95ZM102 225V224H101ZM104 225H109L110 226V224H109V222H107L106 224H104ZM112 225H111V227H112ZM125 225V224H124ZM131 225V224H130ZM160 225V224H159ZM39 226H42V228L41 227H39ZM63 226V227H62ZM28 227H29V225H28ZM68 227V228H67ZM72 227V226H71ZM102 227V226H101ZM114 227V226H113ZM116 227V226H115ZM119 228H121L120 226H118ZM117 227V228H118ZM209 227H211V226H209ZM214 227V226H213ZM27 228V227H26ZM62 228H64L63 230L64 231H62ZM87 228V229H86ZM118 228V229H119ZM125 228H126V226H125ZM208 228V227H207ZM215 228V227H214ZM59 229V230H58ZM113 229V228H112ZM204 229V228H203ZM110 230V229H109ZM114 230V229H113ZM122 230V229H121ZM176 230V229H175ZM182 230V229H181ZM180 230V231H181ZM199 230H200V228H199ZM206 231L208 230V229H205ZM203 231V236H204V232L206 233V231ZM110 231H112V230H110ZM109 231V232H110ZM139 231V230H138ZM146 231V230H145ZM171 231V230H170ZM174 231V230H173ZM133 232H137V230H135V231H132V235H131V237L129 236V235H127L128 236V238H131L130 239V241H132V239L134 238V242L136 241V243H134L135 244V246L137 245V242L139 241L140 242V240H139V238H138V240H135L136 238L135 237H133L134 235H138L139 234V232H138V234H134ZM163 232H166V230L165 231H163ZM178 232V231H177ZM177 232H172L171 231V233L170 234H172V233H174V235H177ZM244 232V231H243ZM24 233V232H23ZM129 234H131V232H128ZM143 232H141V234H142ZM157 233V232H156ZM184 233V232H183ZM182 233V234H183ZM200 233H201V231H200ZM200 233L198 234L199 235V237H201L200 236ZM212 233H214V231L213 230H210V233H206L205 235V237H202V239H196V237H195V240H197L198 242H200L199 243V245H197L196 246V243H197V241H194L195 242V245L194 246H196L195 248H193L194 249V253H192L191 254V256H190V260L188 261V262H186L185 261V264H221V262L224 260V257L225 258H228L229 257V259L228 260H226L225 259V261H228V262H226L225 264H230L231 263V261H234L235 259H233L231 256H232V254H230L229 253V256H225V254L224 253H226L227 251V249L226 250H224V249H222V245L224 246L226 243H228L227 241L225 242H222V239L220 240L221 242H217L218 240H216V242L217 243H225V244H222V245H220V247H221V249L222 250H224V251H226V252H222L221 254L223 255L224 254V256H222L221 258H222V260L220 261V257H219V255L221 256V254H220V252L219 251H222L221 249L220 250H215V248H213V247H211L212 249H214L215 250V252H217L218 251V253H219V255L218 256H213V255H215V253H213L212 255H211V251L212 250H210V248H207L206 249V251L208 250V252H206L205 251V246H204V244L206 243V239L204 240V238H209V239H218V237H216V234H212ZM241 233V232H240ZM247 233V232H246ZM78 234V233H77ZM139 235L140 237L142 236V235ZM145 234H146V232H145ZM161 234H162V232H161ZM164 234V237H163V235L161 236V238L163 237V238H169V236H171L170 234H169V231H168V234H169V236L167 237L166 236V234L165 233H163ZM197 234H196V236H197ZM208 234V235H207ZM239 234V233H238ZM24 235H25V233H24ZM104 235V234H103ZM107 235V234H106ZM111 236H109V237H112V235L113 234H110ZM151 235V234H150ZM174 235H172V241H171V243H172V246H173V249H175V248H177V243H179L180 241H178V238L177 237H179L180 239L182 238V237H180L181 236V234H180V236L178 235L176 238H174L175 236ZM221 235H222V233H221ZM224 235H226V234H224ZM242 235H244V234H242ZM116 236V235H115ZM146 236H147V234H146ZM166 236V237H165ZM231 237L230 238H233L234 239V236L231 234L230 235ZM107 237V236H106ZM120 237H121V235H120ZM133 237V238H132ZM138 237V236H137ZM144 237H145V235H144ZM144 237H142L143 238V240L145 239ZM148 237V236H147ZM157 237H159V235H157L156 236V238ZM219 237H220V234H219ZM225 237V236H224ZM240 237V236H239ZM126 239V237H125V240L127 241L128 240V242H129V239ZM174 238V239H173ZM108 239V238H107ZM115 239V240H114ZM114 239H112V240H114V242L116 243L118 240L116 239V237L114 238ZM118 239H119V236H118ZM122 240H124L123 239V237L121 238ZM121 239H119L120 240V245L121 244H123L124 243V241H123V243H122V241H121ZM150 239L152 240V238L150 237ZM149 239V237H148V240L149 241H145V242H150L151 240ZM232 239V240H233ZM87 240V239H86ZM95 240V239H94ZM93 239H92V241H94ZM117 240V241H116ZM145 240H147V239H145ZM171 240V239H170ZM201 240V241H200ZM204 240V241H203ZM238 240V239H237ZM240 240H241V238H240ZM246 240H245V242H246ZM24 241V245H25V240H23ZM83 241H85V240H83ZM89 241V240H88ZM90 241H91V239H90ZM125 241V242H126ZM141 241H142V239H141ZM155 241V240H154ZM154 241H151L150 243L152 244V242H154ZM156 241H157V239H156ZM155 241V243H157L158 242V246L159 247H161V249H158V250H156L157 248H158V246L157 247H155L156 249V251H158L157 253L159 254L160 252V250H162L161 252H164L165 253V251H164V249H165V247H163L162 248V246H164V241H166L167 242V240L165 239V240H161L160 242H161V244H162V246L161 245H159V239H158V241L156 242ZM168 241H169V239H168ZM175 241V242H174ZM242 241V240H241ZM111 242V239L109 240V243ZM173 242H174V244H173ZM208 242H209V240H208ZM211 242V241H210ZM216 242L214 241V243H215V245H216ZM233 242V241H232ZM27 243V242H26ZM29 243V244H30ZM92 243V242H91ZM112 243V242H111ZM110 243V244H111ZM115 243H112V245L113 244H115ZM117 243H119V241L117 242ZM143 243V242H142ZM169 242H167V245L169 246V244H171V243H169ZM212 243H213V241H212ZM235 243H237V242H235ZM235 243H231L230 244V242L228 243V245L230 244L231 246H229V247H231L230 249H232L233 248V250H235L236 251V247L234 248V244ZM239 243V244H238ZM238 247H240V242L238 241ZM242 243V242H241ZM21 244H22V240H21ZM22 244V245H23ZM28 244V243H27ZM27 244H26V246H27ZM31 244H30V247L29 248H31ZM106 244V243H105ZM133 244V245H134ZM150 244V245H151ZM198 244V243H197ZM207 245H208V243H206ZM211 244V243H210ZM23 245V246H24ZM60 245V244H59ZM116 245V244H115ZM115 245H113L114 246V248L116 247L117 249H118V252H119V250H121L122 251V253H123V251H125L126 250V245H125V250L124 249H122V247H119V248H121V249H119L117 246H115ZM117 245H119V244H117ZM128 245V244H127ZM139 247L141 248V244L139 243ZM156 245V244H155ZM166 244H165V246L166 247H168ZM215 245H213L214 247H215ZM228 245H226V246H228ZM242 245V244H241ZM251 245H249L248 246V248H246V249H249V247L251 246ZM21 246V245H20ZM45 246V245H44ZM51 246V245H50ZM49 246V247H50ZM53 246V245H52ZM66 246V245H65ZM67 246H69V245H67ZM74 246H76V245H74ZM80 246V245H79ZM101 246V244H98L96 247H95V249H97L98 251L100 250L101 251V248H102V246H101V248H99ZM122 246V245H121ZM130 246L132 247V248H128L129 249V251H130V254L133 252H135L134 250H135V248H134V250H131V249H133V246L130 244ZM145 246L146 247H143V245H142V247L143 248H147L149 245L148 244H146L145 243ZM153 246V245H152ZM179 246V245H178ZM225 246V247H226ZM235 246H237L236 244H235ZM243 246H245V245H243ZM28 247V246H27ZM34 247V246H33ZM32 247V248H33ZM41 247V246H40ZM47 247V246H46ZM129 247V246H128ZM138 247V246H137ZM175 247V248H174ZM208 247H209V245H208ZM216 247H218L219 248V246H218V244H217V246ZM17 248V247H16ZM19 248V247H18ZM17 248V249H18ZM23 248H25V246L23 247ZM31 248V249H32ZM42 248V247H41ZM41 248H39V247H37V249L36 248H34V250L36 249V250H40ZM62 248V247H61ZM69 248H70V246H69ZM82 248V247H81ZM109 248V247H108ZM149 248H150V246H149ZM149 248H147V249H149ZM172 248V247H171ZM182 248V247H181ZM217 248V249H218ZM224 248V247H223ZM256 248V247H255ZM259 249H261L262 250V248H260V247H258ZM27 249V248H26ZM31 249H29L30 251H31ZM65 249V248H64ZM63 248H62V250H64ZM76 248H74V250H75ZM78 249V248H77ZM127 249V250H128ZM152 248H150V250H151ZM168 249V248H167ZM172 249V250H173ZM178 249H180V248H178ZM192 249V248H191ZM192 249V250H193ZM252 249V248H251ZM257 249V248H256ZM23 250V249H22ZM33 250V249H32ZM35 250V253L37 252ZM44 250V249H43ZM43 250H41V251H43ZM51 250V249H50ZM69 250H71V249H69ZM78 250H82V249H78ZM112 250V249H111ZM126 250V251H127ZM139 250V248L137 249L136 248V253H137V251ZM143 250V249H142ZM166 250V249H165ZM169 250H171V249H169ZM171 250V251H172ZM214 250H213V252H214ZM229 250V249H228ZM233 250H229L230 252L232 251L233 252ZM238 250H239V248H238ZM236 251V252H240V251ZM241 250V249H240ZM258 250V249H257ZM10 252H8V253H11V250H9ZM13 251V250H12ZM21 251V250H20ZM58 251V250H57ZM59 251H61V250H59ZM59 251H58V253H59ZM80 251H78L79 253H82V255H80V256H83L84 255V253L83 252H80ZM85 251V250H84ZM99 251V252H100ZM152 251H154V249L153 250H151L150 252L152 253ZM156 251H154L153 252V254L154 253H156ZM260 251V250H259ZM15 252H16V250H15ZM22 252V251H21ZM20 252V254H24V250H23V252L21 253ZM25 252H26V250H25ZM33 252L34 251H31V254H30V252H28L30 255H29V257L31 256V255H33ZM53 252H55V251H53ZM64 252V251H63ZM66 252H68V251H66L65 250V253ZM90 252V251H89ZM106 252V251H105ZM116 252V250L115 249H113L112 250V253H113V255H112V257L114 258V260H115V257L117 256V254L115 253ZM117 252V253H118ZM139 252V251H138ZM140 252H141V249H140ZM173 253L174 252H177L178 254H179V252L178 251H172ZM172 252H170L169 251V253H172ZM210 252V253H209ZM262 252H264V249H263V251ZM17 253V252H16ZM15 253V254H16ZM38 253H39V251H38ZM56 253V252H55ZM69 253V252H68ZM114 253L116 254L115 255V257H114ZM119 253H121V252H119ZM119 254L120 255V257L123 255V254ZM126 253V252H125ZM133 253H132V257H134V256H138V255H136V253H134V255H133ZM148 253H149V251H148ZM151 253L149 254L150 256V259H151ZM156 253V254H157ZM172 253V254H173ZM208 253V254H207ZM6 254V253H5ZM17 254H19V252L17 253ZM17 254L15 255V257L17 256ZM20 254H19V256H20ZM67 254V253H66ZM74 254V256H75V253H73ZM72 254V255H73ZM96 254V253H95ZM99 254V253H98ZM129 253H127V255H128ZM138 254V253H137ZM162 254L163 253H161V254H159V255H161L162 256ZM165 254H167V251H166V253ZM164 254V255H165ZM178 254H176V257L174 256V258L172 257V259L171 258H168V256H170V255H168L167 256V259H165V260H162V261H160L159 259H161V257L159 256V259H158V256L157 257H155V254H154V257H153V260H155V261H157L156 259H154V258H157L158 259V261L157 262H159V263H157V264H176V261H177V255ZM190 254V253H189ZM210 254V255H209ZM260 254V253H259ZM263 254V253H262ZM12 254H10V256H11ZM38 255H40V254H38ZM37 255V256H38ZM56 255V254H55ZM63 255V254H62ZM62 255H60V256H62ZM65 255V254H64ZM77 255V254H76ZM79 255V254H78ZM77 255V256H78ZM88 255H90V257H88ZM87 256H85V258L87 257V261L89 260V262H91V264L93 263V264H101V261H99V262H95L96 260L98 261L99 260V258H100V260H104V253H102V258L103 259H101V257L99 256V258L98 259H96V258H94L93 256H94V254L92 255V254H88ZM91 255H92V257H93V259L95 260H93V262L90 260V258H92L91 257ZM125 255V254H124ZM227 255V254H226ZM235 254H233V257H235L236 258V256H234ZM25 256V257H24ZM24 256H22L23 257V259L24 258H26V254H24ZM28 256V255H27ZM57 256H59V255H56L55 257H56V259H57ZM77 256H75V257H77ZM79 256V257H80ZM105 256H106V254H105ZM15 257H13V258H15ZM28 257V258H29ZM34 257H36V256H34ZM39 258H41L40 256H38ZM68 257H70V256H68ZM84 257V256H83ZM95 257H97V256H95ZM119 256L117 257L119 260L121 259ZM122 257H124V256H122ZM132 257H130V258H132ZM261 257H262V255H261ZM7 258V259H6ZM6 258H4V260H5V262H9L10 263V261H8V255H7V257ZM11 258V257H10ZM60 258V257H59ZM81 258V257H80ZM112 258V259H113ZM135 258V257H134ZM133 258V260H135V259H137V261L139 262L140 260L138 259V258H135L134 259ZM179 258V257H178ZM231 258L233 259V260H231ZM19 258H17L16 257V259L14 260H12V262H14V261H16V262H18L19 260H18ZM42 259V258H41ZM61 259H62V257H61ZM61 259H58V260H60L61 261ZM71 259H72V256H71ZM77 258H75V260H76ZM105 259H106V257H105ZM128 259H129V255H128ZM169 259V260H168ZM262 258H260V260H261ZM7 260V261H6ZM11 260V259H10ZM25 261L27 260V259H24ZM43 260V259H42ZM64 260V259H63ZM68 260V259H67ZM74 260V259H73ZM78 260V259H77ZM82 260V259H81ZM83 260H84V258H83ZM86 260H84L85 261V263H87V261ZM113 260V261H114ZM117 260V259H116ZM131 260V259H130ZM229 260H231L230 262H229ZM21 261V260H20ZM24 261V262H25ZM69 261H70V259H69ZM107 262V263H104V264H114V262ZM118 261V260H117ZM148 261H149V259H148ZM150 261H152V260H150ZM149 261V264H151V262ZM224 261V262H225ZM259 261V260H258ZM11 262V263H12ZM22 262V261H21ZM23 262V263H24ZM27 262V261H26ZM72 262V261H71ZM74 262V261H73ZM82 263L80 260L79 261H77V263L76 264H78V263ZM135 262H136V260H135ZM134 263V264H139V263ZM235 262V261H234ZM234 262H232V263H234ZM261 262V261H260ZM9 263H7V264H9ZM15 263V262H14ZM22 263V264H23ZM84 263V262H83ZM153 263H154V261H153ZM17 264V263H16ZM18 264H21L20 262L18 263ZM25 264V263H24ZM89 264V263H88ZM117 264H118V262H117ZM133 264V263H132ZM155 264V263H154ZM184 264V263H183ZM222 264H224L223 262H222ZM261 264H264V257H263V259H262V262H261Z\"/></svg>",
  "mask_w": 264,
  "mask_h": 264
}]
</instances>
